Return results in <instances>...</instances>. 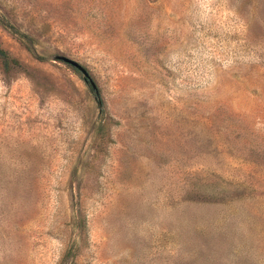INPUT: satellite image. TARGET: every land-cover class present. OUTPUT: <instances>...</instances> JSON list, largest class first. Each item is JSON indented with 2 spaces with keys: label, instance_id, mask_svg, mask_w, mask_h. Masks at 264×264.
Wrapping results in <instances>:
<instances>
[{
  "label": "rangeland",
  "instance_id": "rangeland-1",
  "mask_svg": "<svg viewBox=\"0 0 264 264\" xmlns=\"http://www.w3.org/2000/svg\"><path fill=\"white\" fill-rule=\"evenodd\" d=\"M0 48V264H264V0H0Z\"/></svg>",
  "mask_w": 264,
  "mask_h": 264
},
{
  "label": "water",
  "instance_id": "water-1",
  "mask_svg": "<svg viewBox=\"0 0 264 264\" xmlns=\"http://www.w3.org/2000/svg\"><path fill=\"white\" fill-rule=\"evenodd\" d=\"M54 57L66 62V63L71 64L72 66H74L77 69H79L83 73V75H87L86 71L84 70V68L76 60H74V59H72L70 57H67L65 55H61V54H55Z\"/></svg>",
  "mask_w": 264,
  "mask_h": 264
},
{
  "label": "trees",
  "instance_id": "trees-1",
  "mask_svg": "<svg viewBox=\"0 0 264 264\" xmlns=\"http://www.w3.org/2000/svg\"><path fill=\"white\" fill-rule=\"evenodd\" d=\"M9 57V56H8ZM3 49L0 48V60L3 66H6L7 60H11L12 58H8ZM8 58V59H7ZM98 100V99H97Z\"/></svg>",
  "mask_w": 264,
  "mask_h": 264
}]
</instances>
